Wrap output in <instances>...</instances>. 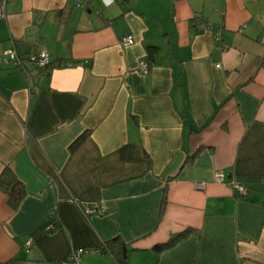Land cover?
<instances>
[{
    "label": "crops",
    "instance_id": "1",
    "mask_svg": "<svg viewBox=\"0 0 264 264\" xmlns=\"http://www.w3.org/2000/svg\"><path fill=\"white\" fill-rule=\"evenodd\" d=\"M5 173L25 193L13 208L0 188V263L120 236L131 264H264V0H8ZM91 203L104 212L84 217Z\"/></svg>",
    "mask_w": 264,
    "mask_h": 264
},
{
    "label": "built area",
    "instance_id": "2",
    "mask_svg": "<svg viewBox=\"0 0 264 264\" xmlns=\"http://www.w3.org/2000/svg\"><path fill=\"white\" fill-rule=\"evenodd\" d=\"M8 0H0V16H4L5 14V5ZM198 28H211L210 25H207L205 23H199L197 24ZM121 45L127 46L131 45L133 41V37L130 34L124 35L119 39ZM3 59L4 62L8 61H14L18 62L17 53L13 46L6 49L3 53ZM31 60L33 61L35 67L39 69L40 71H45V68L50 64V61L52 58L49 56V54L45 51H39L37 53H34L31 57ZM66 65L67 63H63V65ZM137 71H139L142 74L148 73V64L147 61L144 58H140L137 65ZM214 180L218 183H225L227 182L225 179V176L223 173L218 172L215 174ZM231 186L235 189H237L242 195L246 193V190L239 184H234L231 182ZM195 187L197 189H203L205 187V183L203 182H196ZM79 205V204H78ZM79 210L82 213L84 217H88L92 214H102L104 212V209L99 207L97 204L91 203L86 205H79ZM49 229L51 226L48 227ZM31 240L28 239L25 241L24 246L28 249L31 247ZM81 255L82 251L79 249H72L65 260L59 263H50V262H41V261H29L25 264H80L81 261Z\"/></svg>",
    "mask_w": 264,
    "mask_h": 264
},
{
    "label": "trees",
    "instance_id": "3",
    "mask_svg": "<svg viewBox=\"0 0 264 264\" xmlns=\"http://www.w3.org/2000/svg\"><path fill=\"white\" fill-rule=\"evenodd\" d=\"M150 53L154 51L153 47H149ZM54 61L51 60L50 64H52ZM50 64L48 66H50ZM48 66L45 68V71L47 70ZM0 188L8 195V201L9 204L14 208L17 206V204L21 201V199L24 196V189L22 184L16 179H13V177L9 176V174L5 175L3 174L2 177H0ZM190 229H185L184 231H181L180 233L171 235L167 241L161 244H156L153 246V249L156 251L164 250L168 247L173 246L177 241L185 237ZM82 251V254L86 251V249L83 248H76ZM100 253H107L111 256V258L116 262V264H129L128 261V254H129V246L127 243L120 237V236H114L106 241H104L101 246H99L96 249H93ZM82 256V255H81ZM0 264H23L22 261L12 259L4 263Z\"/></svg>",
    "mask_w": 264,
    "mask_h": 264
},
{
    "label": "rangeland",
    "instance_id": "4",
    "mask_svg": "<svg viewBox=\"0 0 264 264\" xmlns=\"http://www.w3.org/2000/svg\"><path fill=\"white\" fill-rule=\"evenodd\" d=\"M131 251L130 248H129V254H128V261H129V264H131L130 262H132V259L130 258V255H131ZM103 256H106V257H110L111 256L107 253H95V252H92V254H89L88 252H84L81 256V263L80 264H107V263H110V264H114L113 261L109 260V259H104ZM137 258V256H135ZM137 260V263L138 264H141L140 262L142 260H140L139 258L136 259ZM116 263V262H115ZM133 263V262H132ZM135 264V263H134Z\"/></svg>",
    "mask_w": 264,
    "mask_h": 264
}]
</instances>
